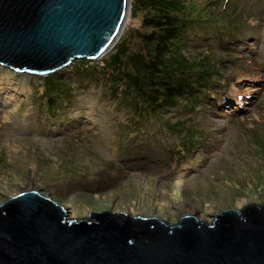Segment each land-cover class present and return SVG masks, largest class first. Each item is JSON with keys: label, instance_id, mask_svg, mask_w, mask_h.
Masks as SVG:
<instances>
[{"label": "rangeland", "instance_id": "374dc122", "mask_svg": "<svg viewBox=\"0 0 264 264\" xmlns=\"http://www.w3.org/2000/svg\"><path fill=\"white\" fill-rule=\"evenodd\" d=\"M177 2L203 27L182 34L188 66L196 77L209 67L211 81L199 100L180 98L155 117L111 96L98 65L116 44L79 76L82 62L53 73L0 65V203L33 189L68 219L110 210L169 223L181 210L212 223L225 209L264 203V0ZM143 15L130 10L117 42L139 48ZM57 73L69 87L48 107Z\"/></svg>", "mask_w": 264, "mask_h": 264}, {"label": "water", "instance_id": "95a60500", "mask_svg": "<svg viewBox=\"0 0 264 264\" xmlns=\"http://www.w3.org/2000/svg\"><path fill=\"white\" fill-rule=\"evenodd\" d=\"M131 0H0V65L53 73L103 58L120 38ZM36 190L0 203V264H264V203L228 208L212 223L169 226L105 210L89 220Z\"/></svg>", "mask_w": 264, "mask_h": 264}, {"label": "trees", "instance_id": "16d2710c", "mask_svg": "<svg viewBox=\"0 0 264 264\" xmlns=\"http://www.w3.org/2000/svg\"><path fill=\"white\" fill-rule=\"evenodd\" d=\"M137 7L144 14L141 28L148 29L147 32L142 33L139 29L136 32L139 48H129L127 42L121 40L98 65L100 74L109 82L111 96L127 103L134 115L145 118L155 117L160 108L168 107L180 98L191 101L205 96L211 81L208 77L210 68L205 66L196 77L181 49L184 46L182 34L188 31L200 34L203 27H199L198 21L181 15L184 9L178 7L177 0H132L131 10ZM219 32L225 37L230 34L226 29H219ZM79 62L83 64L79 65ZM84 63L88 62L82 59L72 63L82 67L73 69L78 76L88 67ZM60 73L48 76V90L53 91L48 94L47 90L48 107L52 106L55 91L60 94V90L69 87L60 81ZM53 76L55 79L50 78ZM246 81L250 82V79Z\"/></svg>", "mask_w": 264, "mask_h": 264}, {"label": "bare ground", "instance_id": "6f19581e", "mask_svg": "<svg viewBox=\"0 0 264 264\" xmlns=\"http://www.w3.org/2000/svg\"><path fill=\"white\" fill-rule=\"evenodd\" d=\"M28 190H30V189H28ZM184 215H191L192 216L193 214H192V211L186 212V211H182L181 210V213L179 214V217L184 216ZM143 217H149V218L157 219L158 221L163 222L165 224H168L169 226L176 225V223H177V221L176 222H173V223H169L165 218L158 217V216H146L145 215Z\"/></svg>", "mask_w": 264, "mask_h": 264}]
</instances>
